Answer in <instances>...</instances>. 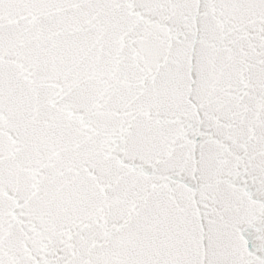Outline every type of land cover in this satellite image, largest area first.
<instances>
[{"label":"snow or ice","instance_id":"6c2138e0","mask_svg":"<svg viewBox=\"0 0 264 264\" xmlns=\"http://www.w3.org/2000/svg\"><path fill=\"white\" fill-rule=\"evenodd\" d=\"M0 264H264V0H0Z\"/></svg>","mask_w":264,"mask_h":264}]
</instances>
